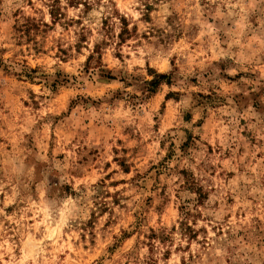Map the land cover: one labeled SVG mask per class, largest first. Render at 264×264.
<instances>
[{
	"label": "clouds",
	"instance_id": "9594fccd",
	"mask_svg": "<svg viewBox=\"0 0 264 264\" xmlns=\"http://www.w3.org/2000/svg\"><path fill=\"white\" fill-rule=\"evenodd\" d=\"M0 264H264V0H0Z\"/></svg>",
	"mask_w": 264,
	"mask_h": 264
}]
</instances>
